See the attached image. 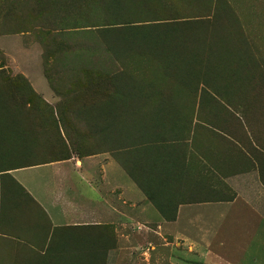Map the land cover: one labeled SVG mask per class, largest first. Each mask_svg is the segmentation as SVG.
Returning <instances> with one entry per match:
<instances>
[{
  "label": "crops",
  "instance_id": "1",
  "mask_svg": "<svg viewBox=\"0 0 264 264\" xmlns=\"http://www.w3.org/2000/svg\"><path fill=\"white\" fill-rule=\"evenodd\" d=\"M206 1V14L221 15L227 33L244 34L229 43L264 48L252 34L264 24V0H250L243 13L241 0ZM20 41L2 36L0 51L56 112L60 98L41 57ZM246 88H237L232 102L199 95L176 105L172 136L133 155L127 150V169L114 152L9 164L0 173L8 264H264V105L246 103ZM0 113V127L16 131L0 139V160L53 158L37 147L39 121L30 105H4ZM16 183L33 201L15 191Z\"/></svg>",
  "mask_w": 264,
  "mask_h": 264
},
{
  "label": "trees",
  "instance_id": "2",
  "mask_svg": "<svg viewBox=\"0 0 264 264\" xmlns=\"http://www.w3.org/2000/svg\"><path fill=\"white\" fill-rule=\"evenodd\" d=\"M60 1L68 2L63 7H74L71 0ZM207 2L80 0L78 10L40 11L35 31L61 40L57 45L61 57L51 62L52 53L44 55L45 76L60 98L57 111H51L23 76L14 77L3 65L0 107L30 105L39 121L37 147L39 151L47 149L53 158L0 160V173L11 170L12 162L36 166L100 152H114L127 169V150L133 155L142 144L165 142L172 136L176 105L197 102L199 95L201 100L209 96L215 101H234L237 88L243 83L251 86L261 77L257 71L264 66V60L259 59L262 52L257 47L229 43L230 38L242 39L244 34L227 33L221 15L206 14ZM4 14L3 28H7L11 23L6 20L14 13ZM25 33L30 34H17ZM80 74L89 80L81 82L83 91L77 85L72 90L69 81ZM71 94L83 102L73 111ZM70 115L84 125L93 140L87 151L82 150L86 137L80 135L79 143L71 142L70 131H79L71 124ZM15 132L11 126H2L0 139H11ZM14 187L33 201L20 185Z\"/></svg>",
  "mask_w": 264,
  "mask_h": 264
},
{
  "label": "rangeland",
  "instance_id": "3",
  "mask_svg": "<svg viewBox=\"0 0 264 264\" xmlns=\"http://www.w3.org/2000/svg\"><path fill=\"white\" fill-rule=\"evenodd\" d=\"M71 3L74 4V7H63L61 5H67L68 2L66 1H55V0H0V38L3 36H19L20 37V43L24 46H31L35 49L36 54L41 57V64L43 70H45V53L48 51L52 53L53 59H51V62L56 57H61L62 52L58 49V44L61 40H58L54 37V34H43L42 32L39 33L38 31H35L34 26L40 21L42 16L38 17V14L40 11L44 10L46 14L49 13H55V12H63L67 10H78L79 8V2L80 0H71ZM240 12H250L252 8V3L250 0H241L240 1ZM57 3L58 6L55 4ZM45 4V6H43ZM14 13L10 15L8 20H6L9 26L7 28H3V17L4 13ZM27 15V16H26ZM256 18V17H254ZM259 29V30H257ZM25 31L30 32V34L25 35H17V33ZM252 34L255 36L258 42L262 43L264 46V24H256L255 31L252 32ZM5 45V44H4ZM261 45V44H260ZM8 50V46L5 45ZM262 55H260L259 59L264 60V48L261 49ZM263 64V63H261ZM6 66L9 68V72L12 73L14 77H16L13 74V69H11V62L10 59L7 56L6 51H0V66ZM262 66V65H261ZM54 68V66H53ZM264 69V66H262ZM259 69L260 71H257V74L264 75V70ZM55 71V70H54ZM53 71V72H54ZM81 76V77H79ZM77 77H72L69 81V86L72 87V90L76 88V85L81 89V91L84 90L80 86L81 82L88 81L89 77L83 76L80 74ZM58 82V81H56ZM91 83H94V80H90ZM55 85V84H54ZM245 99L246 103L249 104H260L264 105V79L261 80V77H258L254 84L251 86H248L245 91ZM244 96V95H243ZM31 100L34 101L32 97H30ZM82 98L76 99L74 95L71 94L70 96V111H73L77 109L80 105H82ZM29 115V113H28ZM70 121L74 128H76L79 131V134L74 133L72 130L69 133V136L71 137V142L79 143L80 137L84 136L86 137L85 145L83 146L82 150L87 151L88 147H92L93 140L90 138V136L87 134L86 129L83 124H80L77 120L74 119L72 115H70ZM249 126V124H248ZM253 134V133H252ZM81 135V136H80ZM263 166L261 167V173L260 177L264 184V161H262ZM13 258V253L9 250V247L6 243L3 241H0V264H8Z\"/></svg>",
  "mask_w": 264,
  "mask_h": 264
}]
</instances>
